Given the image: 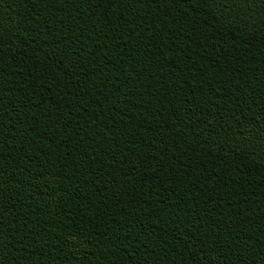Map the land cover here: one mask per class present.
Returning a JSON list of instances; mask_svg holds the SVG:
<instances>
[{"label": "trees", "instance_id": "trees-1", "mask_svg": "<svg viewBox=\"0 0 264 264\" xmlns=\"http://www.w3.org/2000/svg\"><path fill=\"white\" fill-rule=\"evenodd\" d=\"M0 264H264V0H0Z\"/></svg>", "mask_w": 264, "mask_h": 264}]
</instances>
